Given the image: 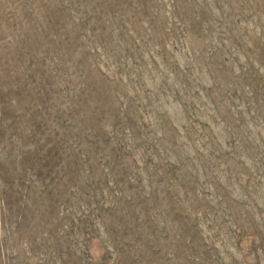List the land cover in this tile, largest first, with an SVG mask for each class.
Returning <instances> with one entry per match:
<instances>
[{
	"label": "rangeland",
	"instance_id": "374dc122",
	"mask_svg": "<svg viewBox=\"0 0 264 264\" xmlns=\"http://www.w3.org/2000/svg\"><path fill=\"white\" fill-rule=\"evenodd\" d=\"M0 264H264V0H0Z\"/></svg>",
	"mask_w": 264,
	"mask_h": 264
}]
</instances>
